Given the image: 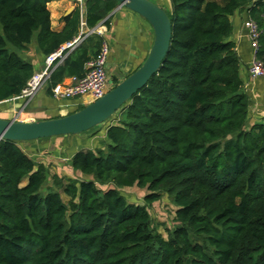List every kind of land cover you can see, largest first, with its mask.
Listing matches in <instances>:
<instances>
[{"label": "trees", "instance_id": "1", "mask_svg": "<svg viewBox=\"0 0 264 264\" xmlns=\"http://www.w3.org/2000/svg\"><path fill=\"white\" fill-rule=\"evenodd\" d=\"M51 1L0 0V106L34 73L30 45L45 58L79 32L76 7L63 31L50 29ZM168 3L171 36L158 72L105 122L101 147L69 158L79 179L35 164L24 143L0 140V264H264V117L248 123L231 41V17L245 10L264 66V0ZM116 6L83 0L85 26ZM102 43L89 35L55 64L48 92L84 77ZM132 187L146 189L143 205L119 193ZM162 195L175 207L166 238L148 213Z\"/></svg>", "mask_w": 264, "mask_h": 264}, {"label": "crops", "instance_id": "2", "mask_svg": "<svg viewBox=\"0 0 264 264\" xmlns=\"http://www.w3.org/2000/svg\"><path fill=\"white\" fill-rule=\"evenodd\" d=\"M149 1L156 3L155 5L157 6L159 3H162L163 6L159 7L164 11L169 8V3L168 1L166 2V0ZM74 9L75 4L73 0H52L48 3L47 10L50 14V29L56 33L63 31L65 27L64 19L71 14ZM104 20H107L106 24L103 23ZM104 20L94 28L101 27L102 34L98 37L102 38L103 43H105L108 48L107 61L105 64L107 77L109 80L111 79L112 82L117 81L119 83L140 67L146 59L152 46L153 31L142 17L122 6H118V4ZM245 20V10H238L233 17H231L233 26L231 41L234 43L235 52L240 64L243 92L249 100L248 123L252 125L259 122L260 119L264 117V79H257L254 81L248 79L247 66L251 61L252 51L247 38ZM25 57L31 61L34 73L43 69L45 58L37 51L34 43L29 46V50L25 53ZM67 80L68 78H65L62 82H66ZM250 87L252 91L249 90ZM79 103L80 102L77 100L55 101L51 98L48 87L44 86L29 103L27 109L20 115V117L23 116L26 119L19 117L17 121L30 122L62 117L75 110L79 106ZM20 104L21 101H15L9 103L7 106L1 105L0 119L13 120V114ZM77 137H70L68 139L70 140V148H67V150L69 149V152H67V161L75 152L79 151L81 148L85 149L86 147V140ZM100 138L103 140L104 135ZM62 140L63 139L60 138H50L24 143L21 150L31 160H33V158L42 159L40 164H49L53 173L58 175L63 156L56 148L62 143ZM81 145L82 147H79ZM46 150V154L50 152L52 155L43 156V152ZM63 172L64 171L61 173L62 176L66 177L65 172Z\"/></svg>", "mask_w": 264, "mask_h": 264}, {"label": "water", "instance_id": "3", "mask_svg": "<svg viewBox=\"0 0 264 264\" xmlns=\"http://www.w3.org/2000/svg\"><path fill=\"white\" fill-rule=\"evenodd\" d=\"M118 6L142 17L153 31V42L144 62L109 89L100 99L71 114L30 122L0 119V140L20 143L86 133L109 120L155 75L168 51L171 30L165 11L149 0H114Z\"/></svg>", "mask_w": 264, "mask_h": 264}, {"label": "built area", "instance_id": "4", "mask_svg": "<svg viewBox=\"0 0 264 264\" xmlns=\"http://www.w3.org/2000/svg\"><path fill=\"white\" fill-rule=\"evenodd\" d=\"M75 7L79 10V33L70 42L65 43L52 54L44 59V67L41 71L33 73L27 81L25 87L21 90L19 96L9 100L10 102L21 101L17 110L13 114V120L17 121L20 115L27 109L29 103L34 99L37 93L46 86L49 76L55 64H61L67 54L82 43L89 35H101V27L88 29L85 26L82 15L83 0H73ZM245 28L249 46L252 51V58L247 66V75L250 81L264 79V66L256 60L258 49L257 40L259 30L256 24L250 20H245ZM108 48L105 43L99 50L97 56L87 64L88 71L82 78L71 77L66 82L54 85L50 89V96L55 101L77 100L83 107L102 98L109 90L108 77L105 71Z\"/></svg>", "mask_w": 264, "mask_h": 264}, {"label": "rangeland", "instance_id": "5", "mask_svg": "<svg viewBox=\"0 0 264 264\" xmlns=\"http://www.w3.org/2000/svg\"><path fill=\"white\" fill-rule=\"evenodd\" d=\"M168 0H166L167 2ZM156 4V3H154ZM158 6L162 7V3H159ZM108 85L110 86L109 89L113 88L114 83L112 82V80L108 79ZM249 90L252 91L251 87L249 88ZM11 109V108H10ZM17 110V109H16ZM23 119H26L25 117H20ZM27 122V121H25ZM108 125V123H105L101 126L96 127L94 130L86 133V134H82V135H78L79 138H83L85 139V149H80V150H86V149H93L94 147H101L102 145L97 144L98 141L100 140V137L103 135V132L105 130V127ZM71 137H77V136H71ZM77 137V138H78ZM62 140V143L59 144V146L56 148L58 149L59 153L62 154L63 156V161H62V165L60 166V170L58 175L62 176V171L65 172L66 177L70 178V179H79V175L74 173L67 164V152H69V149L67 150V148H70V140H68L70 137H58ZM72 139V138H71ZM98 140V141H97ZM101 142V140H100ZM79 147H82L79 146ZM20 148H23V144H20ZM84 148V147H83ZM51 151V150H49ZM47 150L43 152V156H50L52 155L50 152L47 153ZM42 159L33 158V162L35 164L40 163ZM44 166L48 167L50 169V165L49 164H45ZM51 173H53V171L50 169ZM63 172V173H64ZM44 192V191H43ZM119 193L128 201L134 204H138V205H143V199L144 196L147 195V191L146 189H141L138 187H132V188H127V189H120ZM63 202H67V199L65 197L62 196ZM174 211H175V207L171 202V199L166 196V195H162L160 197V199L153 203L152 205L148 206V213L150 215V218L152 220V224L154 226V228L156 229V231L158 233H160L164 238H166V234L167 231L174 228L176 223L174 222Z\"/></svg>", "mask_w": 264, "mask_h": 264}]
</instances>
